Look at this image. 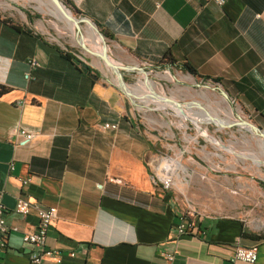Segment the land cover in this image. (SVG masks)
<instances>
[{
	"label": "crops",
	"instance_id": "0c3cea01",
	"mask_svg": "<svg viewBox=\"0 0 264 264\" xmlns=\"http://www.w3.org/2000/svg\"><path fill=\"white\" fill-rule=\"evenodd\" d=\"M72 2L108 32L121 62L134 59L190 75L183 69L189 64L264 127V0H227L222 6L207 0ZM68 24L76 33L79 25ZM87 33L80 44L99 58L103 42L94 29ZM92 36L101 44L99 53ZM64 53L0 15V198L6 225L17 228L7 234L0 264L28 262L30 246L22 236L36 229L38 218L35 211L15 212L20 195L57 209L46 245L60 258L43 264H162L160 251L174 252L175 264H249L234 258L238 245L255 246L254 264H264V239L247 237L258 233L236 218H200L191 234L178 235L179 211L154 183L147 165L151 144L115 83L119 78L92 68L88 74ZM30 60L37 65L30 67ZM141 81L158 97L152 81ZM150 92L146 96L156 101ZM116 122L117 129L104 127ZM20 129L34 138L22 140ZM24 178H30L26 185Z\"/></svg>",
	"mask_w": 264,
	"mask_h": 264
},
{
	"label": "rangeland",
	"instance_id": "374dc122",
	"mask_svg": "<svg viewBox=\"0 0 264 264\" xmlns=\"http://www.w3.org/2000/svg\"><path fill=\"white\" fill-rule=\"evenodd\" d=\"M60 1L74 18L85 17L73 6L72 0L71 3ZM0 15L16 25L28 26L95 72L118 80L114 73L105 74L111 69L100 58L82 48L80 41L87 39L90 26L81 22L73 34L66 19L57 15L49 0H0ZM97 30L101 32L98 26ZM104 42L109 59L128 68L121 70L125 89L119 87L127 96L132 115L140 122L142 136L151 144L147 165L154 183L171 197L179 216H188L195 223L206 217L236 218L248 230L264 234V164L239 155L250 153L251 148L264 147L261 143L264 138L259 134L264 132V127L236 99L225 96L216 81L178 69L151 67L134 59L121 62L111 52L105 36ZM133 66L138 68L132 69ZM146 77L154 84L157 95L176 103L162 102L153 92H147L140 84ZM115 83L120 85L118 81ZM134 91L145 97L150 92L156 101L150 96L148 100L139 99L130 93ZM249 123L260 131L242 126ZM206 133L221 146L209 140ZM165 175L172 178L169 188H164L160 182Z\"/></svg>",
	"mask_w": 264,
	"mask_h": 264
},
{
	"label": "built area",
	"instance_id": "2783aa9c",
	"mask_svg": "<svg viewBox=\"0 0 264 264\" xmlns=\"http://www.w3.org/2000/svg\"><path fill=\"white\" fill-rule=\"evenodd\" d=\"M212 2L217 6H222L227 0H207ZM30 67L37 65L34 60L29 61ZM28 75V74H27ZM117 123H106L105 128L116 129ZM17 136L22 140L30 141L34 138L35 134L31 131L25 129H20L17 132ZM167 170V168H165ZM30 178H24L21 180L23 185L28 184ZM164 188H169L172 183V178L169 175H165L160 178ZM15 211L18 214H28L31 211H35L38 224L36 229L30 233H24L22 236V241L30 246V251L28 253V263L27 264H43L44 260L55 259L59 261V255L55 250L46 247L47 232L50 226L54 223L57 218V209L54 206L43 208L39 206L36 202L31 201L29 198L20 195L16 198ZM5 206L3 205L0 198V250L6 247L7 234L10 228L6 225L4 219ZM196 223L191 220L188 216L180 215L178 219V224L176 226V231L178 235L191 234L195 229ZM11 230L17 231L16 227H12ZM71 256L74 254L71 253ZM162 264H175V253L170 251H160L159 253ZM234 258L238 261L246 262L249 264H254L257 261V248L255 246L244 247L238 245L234 252Z\"/></svg>",
	"mask_w": 264,
	"mask_h": 264
},
{
	"label": "water",
	"instance_id": "95a60500",
	"mask_svg": "<svg viewBox=\"0 0 264 264\" xmlns=\"http://www.w3.org/2000/svg\"><path fill=\"white\" fill-rule=\"evenodd\" d=\"M50 1V4H51V6H53V9H54V11L57 13V15L59 16V15H61V16H59L61 19H66L65 21L68 23V21L69 22H73V23H76V22H78V21H82V22H88L89 24H91V25H93L96 29H97V26L95 25V23L94 22H92L89 18H87V17H83V18H81V19H76V18H74L73 16H71L70 14H68V15H66L65 14V12L64 11H66L67 9L65 8V6H64V4L60 1V0H49ZM63 14H65V15H63ZM63 17V18H62ZM98 31V30H97ZM98 33H99V35L101 36V38H102V40H103V52H104V54H106V56H105V58L104 57H102V56H99V58H100V60L102 61V62H105V64L111 69V71L114 73V74H116L118 77H119V86H121L122 87V89L124 90L125 89V82H124V80H123V77H122V75H121V70H123V69H128L127 67H125V66H121V65H118V64H116V63H113V62H111V61H107V59H106V57L108 58V55H107V48H106V45H105V42H104V36H103V34L101 33V32H99L98 31ZM81 46H82V48H85V46L83 45V44H81ZM106 59V60H105ZM133 68H138V67H136V66H133L132 67V69ZM142 70V69H141ZM222 93L225 95V96H227V94L226 93H224L223 91H222ZM178 105V104H177ZM249 125L254 129V130H256V131H260L259 129L260 128H257V127H255L253 124H250L249 123ZM259 134H260V136L262 137V138H264V132H262V131H260L259 132Z\"/></svg>",
	"mask_w": 264,
	"mask_h": 264
},
{
	"label": "bare ground",
	"instance_id": "6f19581e",
	"mask_svg": "<svg viewBox=\"0 0 264 264\" xmlns=\"http://www.w3.org/2000/svg\"><path fill=\"white\" fill-rule=\"evenodd\" d=\"M65 12V14L66 15H68V14H70L71 16H72V14L68 11V10H66V11H64ZM65 14H63V15H65ZM82 21H78V22H76L75 24H79V23H81ZM73 23V22H72ZM84 23H86L88 26H90V28H92V29H94L96 32H97V34L99 35V33H98V31H97V29L93 26V25H91V24H89L88 22H84ZM69 27H70V29H71V31H73V25L72 24H69ZM93 37V36H92ZM99 37L101 38V36L99 35ZM93 39H94V37H93ZM95 42H96V48H97V50H98V53L100 52V48H101V44L98 42V39L95 37ZM101 40H102V38H101ZM102 42H103V40H102ZM103 50V49H102ZM101 56L102 57H104L105 58V56H106V54H104V52L102 51V54H101ZM106 59H107V61H111L110 59H109V57L107 58L106 57ZM105 59V60H106ZM111 62H113V61H111ZM114 63V62H113ZM146 79H147V77H146ZM140 84L143 86V87H147V85H145V83L143 82V81H141L140 82ZM148 88V87H147ZM152 96V95H151ZM158 97H156L155 96V98L156 99H158V100H161L162 102L164 101V100H162V98H163V96H160V95H157ZM168 98H166V100H167ZM167 101H170V102H172V103H176L175 101H173L172 99H169V100H167ZM165 102V101H164ZM176 109L178 110V108L176 107ZM179 111V110H178ZM180 112V111H179ZM215 121L216 122H218V123H220V121L219 120H216L215 119ZM241 123V122H240ZM240 126V125H239ZM242 126H244V127H246L247 129H249V130H251V126L249 125V124H242ZM253 132V131H252ZM208 138H209V140H211L213 143H215V144H217V145H220L221 146V144H220V142L217 140V139H215L214 137H212V136H209L207 133L205 134ZM261 143H262V145H264V141L262 140L261 141ZM260 143V144H261ZM258 145V144H257ZM262 145L260 146V147H262ZM230 148V147H229ZM228 149V148H227ZM248 151V150H247ZM239 155H241V157H249L250 159H252V160H255V161H261V162H263L262 164H264V147L263 148H261V149H254V148H251V151H250V153H241V154H239ZM174 163L178 166V167H180L181 165H180V163H179V161L178 160H174ZM255 163H257V162H255ZM164 167V166H163ZM166 167V166H165Z\"/></svg>",
	"mask_w": 264,
	"mask_h": 264
},
{
	"label": "trees",
	"instance_id": "16d2710c",
	"mask_svg": "<svg viewBox=\"0 0 264 264\" xmlns=\"http://www.w3.org/2000/svg\"><path fill=\"white\" fill-rule=\"evenodd\" d=\"M65 2L67 3H71L70 0H65ZM102 34L106 37V38H111V36L108 34V32H106L104 29H100ZM64 57L68 60H71L73 61V63H76V65L84 72L90 74L92 72V69L90 66L88 65H85V64H82L79 60L76 62L74 60V57L71 56L69 53L65 52L64 53ZM183 69L185 71H187L188 73L192 74L193 76L195 77H200L196 70L191 67L189 64H183ZM203 79H206V78H203ZM3 90V87L0 86V92ZM246 235V234H245ZM247 237L251 238V239H254V240H262L264 239V234H248Z\"/></svg>",
	"mask_w": 264,
	"mask_h": 264
}]
</instances>
